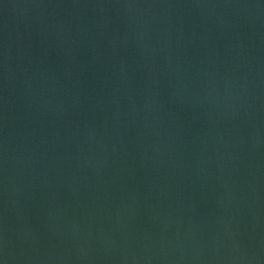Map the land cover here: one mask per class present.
Listing matches in <instances>:
<instances>
[{
	"label": "water",
	"instance_id": "95a60500",
	"mask_svg": "<svg viewBox=\"0 0 264 264\" xmlns=\"http://www.w3.org/2000/svg\"><path fill=\"white\" fill-rule=\"evenodd\" d=\"M0 264H264V0H0Z\"/></svg>",
	"mask_w": 264,
	"mask_h": 264
}]
</instances>
